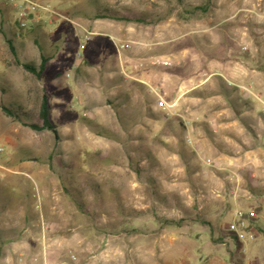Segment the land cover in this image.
Wrapping results in <instances>:
<instances>
[{
	"label": "rangeland",
	"instance_id": "obj_1",
	"mask_svg": "<svg viewBox=\"0 0 264 264\" xmlns=\"http://www.w3.org/2000/svg\"><path fill=\"white\" fill-rule=\"evenodd\" d=\"M34 1L57 22L42 21L33 34L17 28L18 60L37 68L38 43L62 72L58 86L43 87L57 96L48 101L58 139L0 110V264H264V0ZM92 1L158 22L93 20ZM61 25L42 43L44 30ZM82 45L91 68L77 86L64 74L79 50L85 66ZM137 55V64L125 63ZM132 71L147 86H129L122 105L123 73ZM39 84L0 45V104L35 117ZM236 210L255 214L246 222L254 238L240 246L227 230Z\"/></svg>",
	"mask_w": 264,
	"mask_h": 264
},
{
	"label": "trees",
	"instance_id": "obj_2",
	"mask_svg": "<svg viewBox=\"0 0 264 264\" xmlns=\"http://www.w3.org/2000/svg\"><path fill=\"white\" fill-rule=\"evenodd\" d=\"M91 6H92L91 19H93V20L100 19V20H109V21H113V22H117V23H119V22H122V23H124V22H135V23H143V24L144 23H157L158 22L155 19L150 21V20H148V16H144L142 14L135 15V14H132L130 12H127V14H122L121 12L115 11V10H113L107 6H102L97 1H92ZM193 9L205 12V8L203 6H197ZM36 27L30 28L29 30H26V32H28L29 34L35 33V31L37 29ZM66 28H64V27L62 28V25H61L58 28V30L56 31V34L59 33L62 29L73 31V28H72L71 24H69V23H68V27H66ZM16 29H17V26H16ZM5 42L8 45L9 51H10L12 57L14 58L15 63L17 65H19L22 69H24L27 73L34 76L36 82L39 83L41 77L44 74L46 63L48 62V57L43 52L41 46L38 43H36L37 44L36 46H37L38 51H39L40 61H39V64L37 65V68H35V66L32 63H21L17 58L15 49L12 46L11 41L5 39ZM86 52H87V49H86V47H84L83 48L84 57H86ZM84 63L89 64L88 58H85ZM61 75H62V72L60 70H58L57 73L55 74V78L58 79L61 77ZM40 89L43 93L40 96L35 117L30 111L24 110L18 104L12 105L9 103L8 104L1 103L0 104V110L6 117L17 121L22 126L28 127L33 132L39 134V133L47 131L53 135L55 140H57L58 135H57V131L55 128V124L51 120V106L49 105L48 97L45 94L43 87H40ZM120 97H122V105L130 104V96L128 94H124ZM107 102L112 104V107H113V103L110 100H108ZM114 112H115V115L118 116L116 111H114ZM83 121L86 125L92 126V124H90V123H93V120H91V119L88 120L87 118H84ZM96 133L99 134L100 136L104 137V138L111 139L114 141H118L117 136L113 132L109 131L108 129H106L104 127H96ZM144 149H145L146 159L154 160L153 156L151 154V150L149 148H144ZM129 160L131 161V164L134 162L133 158L130 155H129ZM133 169L137 174L140 173V169L138 167H135ZM66 182H67V179L64 178V180L62 181V186H63L66 194H69L70 197L72 198V200H74V202L77 205L78 210L81 213L88 214V210L86 208V204L83 200L82 194L78 190L72 191V193H71L70 189L65 184ZM260 195H263V194H260ZM115 201L117 202L118 205H120L117 196L115 197ZM245 230H248V229H245ZM230 233L233 236L236 245L240 246L241 242L237 239L236 235L232 232H230Z\"/></svg>",
	"mask_w": 264,
	"mask_h": 264
},
{
	"label": "crops",
	"instance_id": "obj_3",
	"mask_svg": "<svg viewBox=\"0 0 264 264\" xmlns=\"http://www.w3.org/2000/svg\"><path fill=\"white\" fill-rule=\"evenodd\" d=\"M10 16H11V13H10ZM43 20L46 21V20H49V18L47 16H43ZM14 21V20H13ZM57 22V19L54 20V21H51L49 20V22H47L49 25H52L53 23H56ZM14 24V22H13ZM13 24H11V22H9V18L6 17L5 13H4V9L3 7L0 5V25L2 26H5V31L4 30H1L0 31V45L1 47L3 45H7V43L5 42V39L7 40H10L11 41V44L12 46L14 47L15 49V52H16V55H17V58L19 55H22L20 48L22 47V43L23 42H20V39L21 38H24V36H20L18 30L13 27ZM15 26V24H14ZM44 35L45 36L44 38V41L42 43H48L47 42V38H50V37H54V34L56 33L55 30L53 29H50V28H47V30H44L43 31ZM94 39V38H93ZM16 42V43H15ZM42 50H43V46H41ZM7 49L9 50L8 48V45H7ZM86 49H87V52H86V58H88V51H90V46L87 45L86 46ZM10 52V51H9ZM44 52V51H43ZM46 54V53H45ZM11 55V53H10ZM38 55H39V52H38ZM47 57H48V62L46 63V66H45V71H44V74L43 76L41 77L40 79V84L39 86L40 87H54V83L56 84V86H58L59 84V80L60 78H55V74L57 73L58 70L55 69V71H53V69L55 68L54 66H51V62L54 60L53 56L52 55H48L46 54ZM11 58H12V55H11ZM142 59V55H137L135 57V59L133 60V62H125V63H128V64H137L138 61H140ZM137 61V62H136ZM160 62V61H159ZM159 62H153L152 65L155 66L156 63H158L157 65L159 66V68L161 69H166L165 67H162ZM91 65L90 64H85V66H81L80 64L78 65L77 69L75 71H72V75L69 77L70 80H72V84L73 85H77L79 86L80 85V82L78 81L79 79H84L87 75V71L91 68L90 67ZM4 67V72L6 73L7 70H10L8 66H3ZM8 67V68H7ZM115 71V70H113ZM66 74V72H65ZM65 74H64V77H65ZM124 75L127 76V78L129 80H127V84H125L126 86H124V90L123 92L121 93L122 95L124 94H128V89H133V88H139L143 85L144 87L147 86V83L146 81H142L141 79L137 78L136 76H133V71L131 73H127V72H124L123 73ZM76 77V78H75ZM121 76H119L118 78H120ZM66 78V77H65ZM122 78H120L121 80ZM130 80H133V82H130ZM75 81V82H74ZM82 86H85L84 84H82ZM130 87H133V88H129ZM67 91V90H66ZM68 93V91H67ZM129 95V94H128ZM57 96H55V94H52L51 97L48 98L49 99H53ZM74 99H77V97L75 96ZM51 113H52V108H51ZM39 237H41V239L45 240V237H46V233L48 231V224L45 223L43 220L40 221L39 223ZM21 229V228H20ZM3 231H15V229H8V228H4ZM16 231H19L18 229ZM13 246H17L16 242H12L11 243ZM43 257V256H42ZM42 261L44 262V257L42 258Z\"/></svg>",
	"mask_w": 264,
	"mask_h": 264
},
{
	"label": "built area",
	"instance_id": "obj_4",
	"mask_svg": "<svg viewBox=\"0 0 264 264\" xmlns=\"http://www.w3.org/2000/svg\"><path fill=\"white\" fill-rule=\"evenodd\" d=\"M4 3L10 8L14 22L17 25V28L21 30L29 29L32 27H36L42 23L43 16H47L50 20L54 13L53 11L46 5H42L34 0H4ZM89 40V37H85L82 43H85ZM83 49V45L81 46ZM242 50H246V47H243ZM76 61L73 63L72 71H75L78 67L77 60L82 58L80 50L76 53ZM160 65L166 67L169 65L167 61L160 62ZM66 78L70 77V73L65 74ZM158 106L171 109L173 107L172 104H168L162 99H159L157 102ZM255 214L251 211L248 213H244L241 210H236L234 213V221H231L228 226L227 230L232 232L236 235L237 239L242 240H252L254 235L252 232L246 231L247 229V221L253 220Z\"/></svg>",
	"mask_w": 264,
	"mask_h": 264
}]
</instances>
